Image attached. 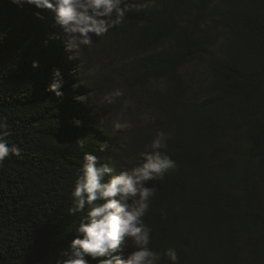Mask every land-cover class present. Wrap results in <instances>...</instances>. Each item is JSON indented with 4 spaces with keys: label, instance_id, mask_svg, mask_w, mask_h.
Here are the masks:
<instances>
[{
    "label": "trees",
    "instance_id": "16d2710c",
    "mask_svg": "<svg viewBox=\"0 0 264 264\" xmlns=\"http://www.w3.org/2000/svg\"><path fill=\"white\" fill-rule=\"evenodd\" d=\"M135 3L108 39L143 55L131 76L152 120L121 133L73 76L54 13L0 0V114L23 148L0 168V264H55L82 215L67 210L84 153L130 167L161 130L178 167L150 182L153 250L264 264V0ZM57 70L62 97L48 91Z\"/></svg>",
    "mask_w": 264,
    "mask_h": 264
},
{
    "label": "clouds",
    "instance_id": "9594fccd",
    "mask_svg": "<svg viewBox=\"0 0 264 264\" xmlns=\"http://www.w3.org/2000/svg\"><path fill=\"white\" fill-rule=\"evenodd\" d=\"M11 3L33 6L39 10L36 13L39 19H43V11L54 13L56 23L69 34L65 48L74 52L76 58L100 38L118 30L128 13L137 7L135 0H11ZM38 66L33 64L34 68ZM54 77L48 91L62 97L61 73L57 70ZM124 94L119 88L106 92L102 103L112 105ZM133 127L128 120L116 119L112 123L114 132ZM13 135L7 116L0 114V168L10 156L19 157L23 152L21 145L12 141ZM168 139L164 131H158L139 152L135 164L122 169L101 163L91 152L84 153L70 193L71 207L67 210L69 216L82 215L71 226L75 238L55 264H90V260L96 264H162L164 261L180 264L176 247L153 250L154 230L145 221L159 191L150 182L162 181L178 167L167 152ZM76 144L84 149L85 139Z\"/></svg>",
    "mask_w": 264,
    "mask_h": 264
},
{
    "label": "rangeland",
    "instance_id": "374dc122",
    "mask_svg": "<svg viewBox=\"0 0 264 264\" xmlns=\"http://www.w3.org/2000/svg\"><path fill=\"white\" fill-rule=\"evenodd\" d=\"M56 29H59L63 39L65 54L71 59L72 64L77 66L73 76L87 89L92 101L91 107L98 114L97 118L103 117L107 127L111 126V128L116 119L128 120L134 127L152 120L150 112L143 104V95L139 86L131 76L133 63L143 56L139 50L133 49L131 45L111 43L108 39L109 35H106L100 38L99 42L97 38L95 42L98 43L85 49L80 57L76 58L74 52L70 53L65 48L69 34L57 23ZM117 88L124 90V96L117 98L112 105L102 103V96Z\"/></svg>",
    "mask_w": 264,
    "mask_h": 264
}]
</instances>
